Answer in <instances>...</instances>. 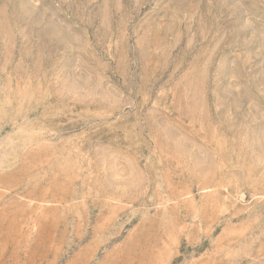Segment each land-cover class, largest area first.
Wrapping results in <instances>:
<instances>
[{
    "label": "rangeland",
    "instance_id": "obj_1",
    "mask_svg": "<svg viewBox=\"0 0 264 264\" xmlns=\"http://www.w3.org/2000/svg\"><path fill=\"white\" fill-rule=\"evenodd\" d=\"M0 264H264V0H0Z\"/></svg>",
    "mask_w": 264,
    "mask_h": 264
}]
</instances>
